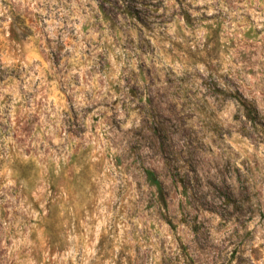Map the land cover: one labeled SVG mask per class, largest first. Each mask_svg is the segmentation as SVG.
I'll use <instances>...</instances> for the list:
<instances>
[{
	"label": "rangeland",
	"instance_id": "1",
	"mask_svg": "<svg viewBox=\"0 0 264 264\" xmlns=\"http://www.w3.org/2000/svg\"><path fill=\"white\" fill-rule=\"evenodd\" d=\"M0 264H264V0H0Z\"/></svg>",
	"mask_w": 264,
	"mask_h": 264
},
{
	"label": "trees",
	"instance_id": "2",
	"mask_svg": "<svg viewBox=\"0 0 264 264\" xmlns=\"http://www.w3.org/2000/svg\"><path fill=\"white\" fill-rule=\"evenodd\" d=\"M232 100L235 102L238 108H240L243 111V117L244 119L251 123L252 125H256V120L258 119V111L256 108L247 102V100L238 92L236 91L232 96ZM143 174L145 177V180L147 184L154 188L157 200L159 204L166 209V199H165V192L162 183L158 179L157 175L155 174L154 171L149 170V169H144ZM168 226L173 229L174 226L172 225L171 221L166 219L165 220Z\"/></svg>",
	"mask_w": 264,
	"mask_h": 264
}]
</instances>
